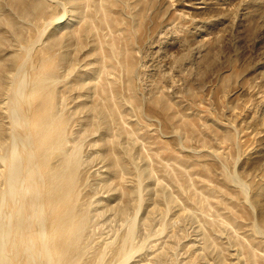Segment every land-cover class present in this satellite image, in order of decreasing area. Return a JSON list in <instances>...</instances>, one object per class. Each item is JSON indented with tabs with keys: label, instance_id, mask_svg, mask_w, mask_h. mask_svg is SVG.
Returning <instances> with one entry per match:
<instances>
[{
	"label": "rangeland",
	"instance_id": "374dc122",
	"mask_svg": "<svg viewBox=\"0 0 264 264\" xmlns=\"http://www.w3.org/2000/svg\"><path fill=\"white\" fill-rule=\"evenodd\" d=\"M0 257L264 264V0H0Z\"/></svg>",
	"mask_w": 264,
	"mask_h": 264
},
{
	"label": "bare ground",
	"instance_id": "6f19581e",
	"mask_svg": "<svg viewBox=\"0 0 264 264\" xmlns=\"http://www.w3.org/2000/svg\"><path fill=\"white\" fill-rule=\"evenodd\" d=\"M25 177H26V176H25ZM52 197H53V195H52ZM21 199H23V198H21ZM7 200H8V199H7ZM50 201H51V200H50ZM48 203H50V202H48ZM58 208H59V206H58ZM58 208H57V209H58ZM59 209H60V208H59ZM31 210H32V209H31ZM38 223H39V222H38ZM38 226H39V225H38ZM16 233H17V232H16ZM26 234H27V232H26ZM67 237H68V236H67ZM28 238H29V237H28ZM39 239H40V238H39ZM41 243H42V242H41ZM40 245H41V244H40ZM41 247H42V246H41ZM30 250H31V249H30ZM42 251H43V250H42ZM3 259H4V257H2V258L0 257V264H3V263H4V260H3ZM37 259H38V258H37ZM37 261H38V260H37ZM28 263H29V262H28ZM38 263H39V262H38ZM38 263H37V264H38Z\"/></svg>",
	"mask_w": 264,
	"mask_h": 264
}]
</instances>
